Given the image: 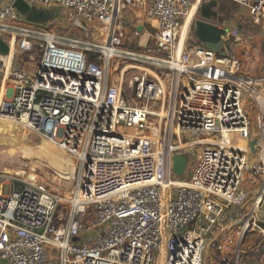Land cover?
Returning a JSON list of instances; mask_svg holds the SVG:
<instances>
[{"label": "built area", "instance_id": "1", "mask_svg": "<svg viewBox=\"0 0 264 264\" xmlns=\"http://www.w3.org/2000/svg\"><path fill=\"white\" fill-rule=\"evenodd\" d=\"M23 1L58 6L64 25L30 26L0 4V39L10 47L0 54L10 96L0 116L54 144L78 171L65 196L0 175V264H206L209 256L238 264L264 210L262 114L254 128L264 48L250 42L223 56L176 42L196 0ZM227 1L264 32V0ZM207 21L227 30L225 43H243ZM12 47L11 60L41 51L34 73L8 72ZM177 154L191 167L180 186Z\"/></svg>", "mask_w": 264, "mask_h": 264}, {"label": "rangeland", "instance_id": "2", "mask_svg": "<svg viewBox=\"0 0 264 264\" xmlns=\"http://www.w3.org/2000/svg\"><path fill=\"white\" fill-rule=\"evenodd\" d=\"M196 3H198V13H196L191 19L187 29V37H183L180 32L181 44L187 42V44L191 46V44L194 45L200 42L196 36L195 26L197 20L204 19L200 14V7L203 0H196L194 6ZM240 8L241 7L236 3L220 2L217 8L218 14L214 21L220 24L226 22L231 33H236L240 31L236 25L239 26L240 23L243 24L244 21L247 20L244 12L236 17V14L241 12ZM243 30L242 32L246 35V31L252 32L253 28L251 29L248 27L246 30ZM249 35L250 34L247 36ZM225 45L224 51L226 50L230 55L234 54L233 49L236 50V48H238L237 43L232 39L226 42ZM261 45L264 48V42ZM241 52L242 51L239 53ZM41 57L42 53L38 49L31 53L16 51L13 65L12 67L10 66L8 72L11 71V73L14 74L16 70H22L28 74H32L35 72L36 66ZM11 59L12 56L10 57V61ZM254 69L259 73L264 72V54L260 57V61L255 65ZM262 109L263 111L261 113L255 111V129H259L260 126H262V120L259 119L258 115L262 114V117L264 118V105L262 106ZM6 122V119L0 116V128ZM11 123L12 124L8 128L11 131L6 129L0 133V175L14 178L19 181L37 179L44 183L48 182V187L51 190L61 193L64 196L68 195L73 188L75 172L77 173L78 171V167H75L76 164H73V160L67 158L68 156L63 151L54 144L48 142L46 139L18 127L12 121ZM182 141L187 142L188 139H183ZM45 143H50L49 145L55 148L56 153L51 152ZM198 149L200 150L201 147H197V150ZM40 150H45L47 153L55 156L56 159H53V161L50 160L44 153H41L42 151ZM190 168L191 167H187L185 173L178 176V181H187L190 174ZM4 193H9V186H5ZM62 212L63 210H60L58 213L59 216L62 215ZM256 218L257 225L247 234L246 239L244 240L238 264H264V210L258 212Z\"/></svg>", "mask_w": 264, "mask_h": 264}, {"label": "water", "instance_id": "3", "mask_svg": "<svg viewBox=\"0 0 264 264\" xmlns=\"http://www.w3.org/2000/svg\"><path fill=\"white\" fill-rule=\"evenodd\" d=\"M13 7L28 20L39 23L43 22L45 18H49L46 12H42L36 7H31L23 0H14L12 3ZM196 36L199 41L212 52L225 55L224 47L227 36V30L217 24L211 23L205 19H199L196 21L195 28ZM10 53V47L7 43L0 39V54L8 55ZM255 141L250 142L251 147L254 149ZM173 171L177 176H181L185 173L188 165V157L184 154H177L173 158Z\"/></svg>", "mask_w": 264, "mask_h": 264}, {"label": "crops", "instance_id": "4", "mask_svg": "<svg viewBox=\"0 0 264 264\" xmlns=\"http://www.w3.org/2000/svg\"><path fill=\"white\" fill-rule=\"evenodd\" d=\"M14 0H0V4L1 5H7V4H12ZM221 3H233V2H230V1H227V0H221L220 1ZM218 2L217 4L219 5ZM218 5H217V8H218ZM239 7H241L239 5ZM38 8V7H36ZM40 9L42 12H46L48 15H49V18H45L43 22H39V23H34L30 20L27 19L26 23L27 25H30V26H41V25H46V24H52V23H59L61 25H64V21H63V11H61L58 6H53L51 8H38ZM241 12L237 13L236 14V17H238L240 14H242L243 12L246 14V17H247V20L244 21L243 24H239L236 25L237 28L240 29V31L236 32V33H233V36H240L243 38V43L241 44H237V47L236 50L233 49L234 53L238 54V55H241V53L243 52L244 48L246 46H248V44L250 42H252V45L253 46H256V47H261L262 43L264 42V32L260 30V28L258 26H255L251 23V20H250V17L248 15V12L246 10H244L242 7L240 8ZM228 29V25L226 24V22L223 23ZM250 27L251 29L253 28L252 32H248L246 31V35L244 32H242V30H246V28ZM243 30V31H244ZM248 34H250L249 36H247ZM251 37L252 40L249 41L248 43H246V39ZM232 38H230L231 40ZM240 51H242L241 53H239ZM13 61H14V58L13 60H11L12 62V65H13ZM8 88H11L12 85L11 84H8L7 85ZM9 92L12 94H14V90L12 89H9ZM8 97H10L9 95L6 96L5 95V88H4V81L0 78V100H5L7 99ZM206 264H221L219 263L216 259L214 258H211L209 256V258H207V261H206Z\"/></svg>", "mask_w": 264, "mask_h": 264}, {"label": "bare ground", "instance_id": "5", "mask_svg": "<svg viewBox=\"0 0 264 264\" xmlns=\"http://www.w3.org/2000/svg\"><path fill=\"white\" fill-rule=\"evenodd\" d=\"M198 13V3H196V5L194 6L193 4V7H192V10L190 11V13L188 14V16L185 18L186 20H184L176 29V42H180V32L182 33V36L183 37H187V34H188V27H189V24L191 22V19L192 17ZM196 28V26H195ZM187 41V40H186ZM184 44V43H183ZM14 48L12 47V51H11V54L10 56L8 57V68H10V57L12 56L13 52H14ZM6 123H4L1 128H0V133L6 129H8L10 127V125L12 124L11 121H9L8 119H6ZM9 131H11L10 129H8ZM203 142H197V143H194V144H202ZM50 144V143H49ZM48 143H45V145L50 149L51 152H54L56 153V150L55 148H53L52 146H50ZM240 144H244V141L240 140ZM42 151L41 153H44L50 160L53 161V159H56L55 156H52L50 153H47L45 150H40ZM68 158V157H67ZM4 162V161H2ZM46 182V181H45ZM176 182V186H180L181 184H183V182L181 181H175ZM48 183V182H46ZM161 264H164V259L162 260Z\"/></svg>", "mask_w": 264, "mask_h": 264}, {"label": "trees", "instance_id": "6", "mask_svg": "<svg viewBox=\"0 0 264 264\" xmlns=\"http://www.w3.org/2000/svg\"><path fill=\"white\" fill-rule=\"evenodd\" d=\"M216 2H208V0H203V3L200 7V14L205 20H214L218 14ZM232 49V48H231ZM234 55H237L234 53Z\"/></svg>", "mask_w": 264, "mask_h": 264}]
</instances>
